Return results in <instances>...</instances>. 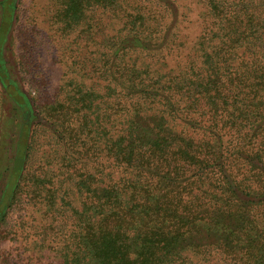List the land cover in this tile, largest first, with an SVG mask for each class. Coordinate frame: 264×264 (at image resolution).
<instances>
[{
	"label": "trees",
	"instance_id": "trees-1",
	"mask_svg": "<svg viewBox=\"0 0 264 264\" xmlns=\"http://www.w3.org/2000/svg\"><path fill=\"white\" fill-rule=\"evenodd\" d=\"M14 1L0 2V48ZM142 1L152 6L150 13L136 6L127 14L115 52L122 60L131 53L155 55L150 47L158 33L161 48L183 46L179 0ZM195 4L204 9L196 16L202 29L182 70L149 78L162 73L139 66L140 56L121 70L125 90L151 95V101L130 110L122 134L106 150L99 191L92 177L88 181L80 218L101 264L183 263L184 250L204 257L218 251L224 263L264 264V0ZM1 67L3 88L26 112V136L30 107ZM156 104L155 114L145 113ZM25 145L21 140L15 170ZM16 182L13 174L0 207Z\"/></svg>",
	"mask_w": 264,
	"mask_h": 264
},
{
	"label": "rangeland",
	"instance_id": "rangeland-1",
	"mask_svg": "<svg viewBox=\"0 0 264 264\" xmlns=\"http://www.w3.org/2000/svg\"><path fill=\"white\" fill-rule=\"evenodd\" d=\"M108 2L105 7L104 0L14 1L0 65L30 107L29 132L22 136L26 112L0 80V200L17 175L13 195L0 207V264H101L102 255L88 246L80 218L86 212L88 181L92 177L99 191L106 150L122 134L130 110L151 101V95L121 85L124 63L140 56L138 65L151 64L150 73L162 74L148 77L158 78L182 70L194 52L191 43L202 29L196 16L204 12L197 0L177 1L185 19L178 38L182 47L161 48L163 33H158L150 47L158 50L155 55L131 53L123 60L115 52L127 14L136 6L150 13L152 6L137 0ZM2 15L0 10V28ZM159 107L144 112L155 114ZM21 140L26 141L24 161L15 170ZM98 219L97 214L92 222ZM182 254L188 260L177 264H230L218 251L205 257L195 251Z\"/></svg>",
	"mask_w": 264,
	"mask_h": 264
}]
</instances>
